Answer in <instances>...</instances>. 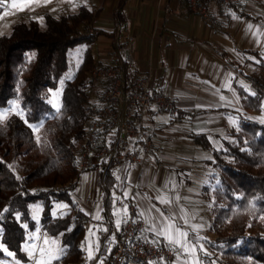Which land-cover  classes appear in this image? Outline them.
I'll return each mask as SVG.
<instances>
[{
	"label": "trees",
	"instance_id": "16d2710c",
	"mask_svg": "<svg viewBox=\"0 0 264 264\" xmlns=\"http://www.w3.org/2000/svg\"><path fill=\"white\" fill-rule=\"evenodd\" d=\"M5 5L6 0H0V13ZM100 12L101 8L81 3L67 14L44 12L43 25L34 18L15 23L9 34L0 36V107L15 100L20 108V113L0 121V258L6 256V249L18 260H28L22 249L24 225L28 230L36 227L29 206L40 202V224L47 234L59 235L65 250L51 264H81L84 259L87 219L79 214L73 198L82 174L76 158L94 100L89 86L96 64L93 46L101 35L112 39L115 34V28L107 31L96 26ZM115 15L122 24L121 8ZM78 43L85 48L64 80L58 107L54 106L51 90L68 73L69 50ZM249 53L257 58L254 68L247 71L241 64L237 68L252 91L236 82L234 86L245 110H259L264 100V51ZM102 85L95 84L97 92ZM39 121L41 135L36 139L30 124ZM190 136L210 152L208 163L216 179L209 195L213 237L204 240L207 246L212 243L214 253L200 249L199 255L208 264H264V121L239 113L237 126L221 138L220 147L212 145L206 132ZM96 180L103 216L109 218L122 187L109 167L98 170ZM58 202H65L68 211L55 217L52 208ZM98 248L104 264L113 249L107 229L101 232Z\"/></svg>",
	"mask_w": 264,
	"mask_h": 264
},
{
	"label": "crops",
	"instance_id": "0c3cea01",
	"mask_svg": "<svg viewBox=\"0 0 264 264\" xmlns=\"http://www.w3.org/2000/svg\"><path fill=\"white\" fill-rule=\"evenodd\" d=\"M88 4L94 7L91 1ZM206 6L209 18L191 12L187 0H100L94 7L101 8L97 27L116 31L119 26L122 41L125 35L133 37L132 43L124 44L122 51L131 74L147 76L152 89L169 96L185 113L177 119L154 107L147 110L154 142L152 155L143 172L128 169L115 176L122 192L114 199L109 218L103 216L97 171H84L90 174L84 183L79 178L74 199L79 214L89 221L92 219L93 225L100 223L94 229L88 228L85 240L96 243L97 248L105 230L104 222L109 220L117 225L119 220L121 225L126 219L127 203L119 202L124 194L143 221L139 236L159 244L165 240L168 243L156 232L166 223H173L175 228L187 233L185 247L195 249L189 253L172 244L171 248L177 251L172 260H152L151 264L200 262L199 250L205 245L204 229L208 226L207 213L200 217L203 213L200 205L207 200L204 189L210 180L211 157L190 135L206 132L211 138L225 128L226 117L231 120L238 116L243 106L234 82L245 88L248 83L238 73L237 65L248 62L249 50L264 51V0H235L230 5L208 2ZM120 8L122 24L115 15ZM112 39L106 35L98 37L94 45L96 60L106 59ZM122 177L126 180L122 181ZM199 179L200 187L188 188ZM160 197L170 203H160Z\"/></svg>",
	"mask_w": 264,
	"mask_h": 264
},
{
	"label": "built area",
	"instance_id": "2783aa9c",
	"mask_svg": "<svg viewBox=\"0 0 264 264\" xmlns=\"http://www.w3.org/2000/svg\"><path fill=\"white\" fill-rule=\"evenodd\" d=\"M234 1L187 0V3L191 12L209 18L208 2L230 5ZM132 41L131 35H125L121 40L118 26L106 59L91 68L90 79L95 83L103 82V85L90 105L91 119L78 147L76 164L81 172H98L104 167H109L114 176L122 175L128 169L143 172L154 144L146 118L147 110L154 107L177 119L185 116L169 96L152 89L147 76L130 74V64L122 51L123 45ZM123 177L121 180L125 181ZM119 202L127 203V222L119 227L111 221L104 222L113 247L110 260L104 264H149L152 260H172L177 255L175 249L138 235L143 221L129 197L122 194ZM90 264H102L100 250L94 253Z\"/></svg>",
	"mask_w": 264,
	"mask_h": 264
},
{
	"label": "rangeland",
	"instance_id": "374dc122",
	"mask_svg": "<svg viewBox=\"0 0 264 264\" xmlns=\"http://www.w3.org/2000/svg\"><path fill=\"white\" fill-rule=\"evenodd\" d=\"M89 1H91L93 3L94 7L95 6L97 7L100 0H31V3L28 4V6H26L24 8V10H20V8L13 9L11 7V4L14 2L18 3V4H20V3L27 4V0H6V5H5L4 9L2 10V12L0 13V36L9 34L12 31L13 25L15 23L20 22V21H25L29 18H34V19L38 20L43 25V21H44L43 13L44 12H49V13H52L54 15L67 14V13L76 11L78 6L81 3H88ZM108 1H110V0H104V2H108ZM5 13H7V15H5ZM84 48H85L84 43H78L73 48H71L69 50V59H70L71 67H70L68 73H66V75H64L60 78L57 88L55 90H51V103L54 106H57L59 104L60 95H61V91L63 88L64 80H65L66 76L69 77L72 74L74 68L76 67V65L78 64V62L81 58V55H82ZM93 50L95 52L94 46H93ZM256 62H257V58L251 54L248 57V62H245L243 65L245 66V69L247 71H251L254 68ZM96 63H98V60H96ZM95 84L96 83L93 82V83H91V85H89L90 90L92 92V98L94 99L93 101H95V99L97 97V88H96ZM246 87H247L246 89H248L249 91H252V88L248 84L246 85ZM242 109L243 110L239 113L242 114L243 116L250 117V118H253L255 120L264 121V100H263L262 106L259 110H245L243 107H242ZM10 113H20V108H19V106L15 100L10 101V103L7 107H0V116L5 117L4 119H0V121L3 122ZM237 121H238V116H234L231 120H229L226 117L223 120L225 128H223L222 131L219 130L218 134L216 133L217 135L214 134V136L209 138L212 145L215 147H220L221 138L225 137L231 128L237 126ZM30 126L33 130L35 138L38 139L41 135V121L31 123ZM210 157H212L211 154H210ZM208 166L210 168L209 169L210 172L213 173L214 170L211 168L210 165H208ZM16 172L18 174L20 173L18 168H16ZM88 176H90L89 173H87V172L82 173L81 177H80V182L81 183L86 182V178ZM192 177H195V176H192ZM209 177H210V180L208 181V184L206 185L208 187L207 188L208 190L204 189V192H206V195H207V198H206L207 200L202 201V203L200 205L201 212H203L200 217L204 218L205 217L204 213H207L206 216L208 217V226H205L204 231L206 233L205 237L210 239L213 237V234L209 231V226H210V222H211V220H210V199H209V195H211V188L214 186V184H216V179L215 178L213 179L211 174L209 175ZM200 185H201V181L199 179L197 181L196 185H188V188L189 189H191V188L196 189V188L200 187ZM73 198H74V194H73ZM41 210H42V205L40 202L31 203L29 206V212H30L31 218L36 223V227L33 230H28L27 226L24 225L26 228V239L22 243V249L25 252V254L27 255L28 260L26 262H22V261L18 260L17 258H15L13 256V254L8 255V253H11V252L8 250L5 251V249H4L6 256L3 258H0V264H36V260L40 258L39 251L36 250L34 252V255L30 257L28 251H25V246H27L30 250L33 249L34 246L37 249L39 247H43L47 250H50L52 254L59 255L58 249H62V246L60 245L59 235L52 236V235H49L45 232L43 226L40 224ZM66 211H68L67 204H65V202H58V203L54 204V207L52 208V215L57 217L58 214L62 215ZM184 217H186V216H184ZM86 219H87V230L89 227H90V229H92V228L94 229V228L100 226L99 221H97V225L96 224L93 225L92 223H90V221H92V219H90V221L88 220L87 217H86ZM100 220H103V219H100ZM89 225H93V226H89ZM204 225H206V223ZM86 235H87V233H86ZM85 240H86V237H85ZM45 241H48V243L46 244ZM53 242H55V243H53ZM166 243L167 242L165 240L164 244L167 246L171 245L170 247H172V244H169V242L167 244ZM82 246L85 250V256H84V259H83L81 264H84L89 260L88 259V252L91 251L94 254L95 252L98 251V248H97L96 243L93 242V243L89 244V242H87V241H84ZM211 248H212V243H210L209 246H207V241H205V245L202 248L204 253L205 252L206 253L207 252L214 253L211 250ZM199 264H208V263L205 261L204 258H202L200 256Z\"/></svg>",
	"mask_w": 264,
	"mask_h": 264
},
{
	"label": "snow or ice",
	"instance_id": "6c2138e0",
	"mask_svg": "<svg viewBox=\"0 0 264 264\" xmlns=\"http://www.w3.org/2000/svg\"><path fill=\"white\" fill-rule=\"evenodd\" d=\"M30 3H31V0H27V4H25V3L18 4V3L14 2V3L11 4V7L13 9L20 8V10H24V8L26 6H28V4H30ZM5 15H7V13H5ZM57 107H58V105H57ZM4 118H5L4 116H0V119H4ZM159 201L162 204L170 203V201H168L164 197H160ZM157 211H159V209H157ZM160 214H161V216H163V212H161ZM124 215L125 216L127 215V209L126 208L124 210ZM98 218L99 217L97 216V219ZM121 222L122 221H119V220L117 221V227H119V224ZM123 222L126 223L127 220L125 219ZM174 228H175V225L173 223H166L161 230L156 232V235L164 237L165 239L168 240V242L170 244H176V245L184 248L185 252H189V253L194 252L195 251L194 248L185 247L184 238L187 237V233L180 231L178 228H175V234H173V229ZM45 243L47 244L48 241H45ZM53 243H55V242H53ZM36 250H38L39 253H40V258L36 260V264H51L52 260H59L61 258V255L65 254V250L64 249H58L59 255H54V254L51 253L50 250H47V249H45L43 247H39L37 249L34 246V248L30 250L27 246H25V251H28L30 257L34 255V252ZM5 251H7V250L5 249ZM8 255H12V253H8ZM92 255H93V253L91 251H89L88 252V259H91ZM149 264H151V262H149ZM197 264H198V262H197Z\"/></svg>",
	"mask_w": 264,
	"mask_h": 264
}]
</instances>
